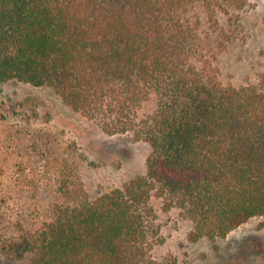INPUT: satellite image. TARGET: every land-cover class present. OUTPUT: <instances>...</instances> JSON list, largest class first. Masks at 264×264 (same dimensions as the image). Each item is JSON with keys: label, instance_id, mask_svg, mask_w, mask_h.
<instances>
[{"label": "trees", "instance_id": "16d2710c", "mask_svg": "<svg viewBox=\"0 0 264 264\" xmlns=\"http://www.w3.org/2000/svg\"><path fill=\"white\" fill-rule=\"evenodd\" d=\"M249 1L0 0V83L52 87L106 134L150 147L143 175L95 199L62 181L76 202L8 251L35 264H159L153 193L197 238L264 215V74L224 86L196 14L204 5L216 22V10ZM152 94L155 112L138 119Z\"/></svg>", "mask_w": 264, "mask_h": 264}, {"label": "rangeland", "instance_id": "374dc122", "mask_svg": "<svg viewBox=\"0 0 264 264\" xmlns=\"http://www.w3.org/2000/svg\"><path fill=\"white\" fill-rule=\"evenodd\" d=\"M205 56L224 86L257 84L264 74V0L240 10H196ZM152 94L137 111L152 115ZM149 144L130 133L108 135L92 119L66 105L49 86L0 83V264H35L32 253L14 256L8 248L36 234L59 205L76 202L60 192L62 181H80L89 199L121 188L145 173ZM79 195V193H78ZM156 230L153 258L159 264H264V215L255 216L225 237L192 236L195 223L152 194Z\"/></svg>", "mask_w": 264, "mask_h": 264}]
</instances>
